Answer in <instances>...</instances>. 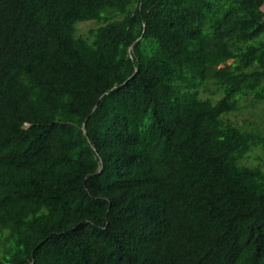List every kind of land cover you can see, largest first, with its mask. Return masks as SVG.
<instances>
[{
  "label": "trees",
  "instance_id": "16d2710c",
  "mask_svg": "<svg viewBox=\"0 0 264 264\" xmlns=\"http://www.w3.org/2000/svg\"><path fill=\"white\" fill-rule=\"evenodd\" d=\"M263 6L0 0V264H264Z\"/></svg>",
  "mask_w": 264,
  "mask_h": 264
},
{
  "label": "rangeland",
  "instance_id": "374dc122",
  "mask_svg": "<svg viewBox=\"0 0 264 264\" xmlns=\"http://www.w3.org/2000/svg\"><path fill=\"white\" fill-rule=\"evenodd\" d=\"M264 10V6H263ZM97 27V24L95 22H86L81 23L78 25V32L81 35H87L89 30ZM262 108V107H261ZM263 109H260L259 107L250 108V109H243L238 113L237 116H232L231 118L238 124L242 125L245 120L254 121L258 123L259 125H264L263 121ZM251 164H258L260 163L259 159H257V155L253 154L250 161Z\"/></svg>",
  "mask_w": 264,
  "mask_h": 264
}]
</instances>
